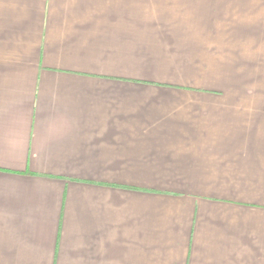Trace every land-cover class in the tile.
Instances as JSON below:
<instances>
[{"label": "crops", "instance_id": "crops-1", "mask_svg": "<svg viewBox=\"0 0 264 264\" xmlns=\"http://www.w3.org/2000/svg\"><path fill=\"white\" fill-rule=\"evenodd\" d=\"M264 0H0V264H264Z\"/></svg>", "mask_w": 264, "mask_h": 264}, {"label": "rangeland", "instance_id": "rangeland-1", "mask_svg": "<svg viewBox=\"0 0 264 264\" xmlns=\"http://www.w3.org/2000/svg\"><path fill=\"white\" fill-rule=\"evenodd\" d=\"M242 88L251 90H264V82L237 83Z\"/></svg>", "mask_w": 264, "mask_h": 264}]
</instances>
